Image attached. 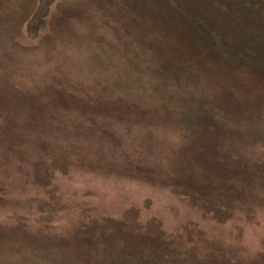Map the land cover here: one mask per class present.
Segmentation results:
<instances>
[{"label":"rangeland","instance_id":"1","mask_svg":"<svg viewBox=\"0 0 264 264\" xmlns=\"http://www.w3.org/2000/svg\"><path fill=\"white\" fill-rule=\"evenodd\" d=\"M103 4L55 0L30 38L38 0H0V264H97L83 226L109 221L159 232L163 264H264V202L235 199L220 219L194 200L181 175L195 177L198 132L178 123L213 109L264 127V94L177 62ZM231 131L199 134L264 163L263 139Z\"/></svg>","mask_w":264,"mask_h":264},{"label":"trees","instance_id":"2","mask_svg":"<svg viewBox=\"0 0 264 264\" xmlns=\"http://www.w3.org/2000/svg\"><path fill=\"white\" fill-rule=\"evenodd\" d=\"M54 1L38 0L37 8L26 25L30 38H35ZM100 1L105 3L102 6L105 13L113 12L121 18L119 13L137 23L143 29L141 34L156 37L165 54L177 62L200 72L216 76L218 73L234 89L242 90L240 87L246 86L263 96L264 0ZM101 101H104L105 108L118 114L132 111L120 104L112 105L108 99L102 98ZM219 116L218 111L205 109L189 114L178 123L198 132L190 139L194 152L185 158L190 163L192 160L195 162V177L183 173L182 185L194 191L190 193L194 200L214 208L216 218L222 219L230 212L220 207L230 208L235 199L246 200L247 205L249 201L264 202V163L250 161L247 164L241 159H231L229 153L224 152V155L215 149L212 135L203 139L199 132L214 134L218 129L226 128L264 140V127L245 126L243 122L234 120L222 123ZM234 131L229 135L232 136ZM103 226L109 230L95 222L83 226L89 247L90 244L97 247L96 261L100 263L101 260L100 264H163V257L170 253L165 251L166 248L162 249L164 244L159 232L155 236L137 235L132 233L135 230L133 226L130 230H123L110 221ZM142 242L149 247L146 253L135 248ZM154 250L161 253L157 256Z\"/></svg>","mask_w":264,"mask_h":264}]
</instances>
